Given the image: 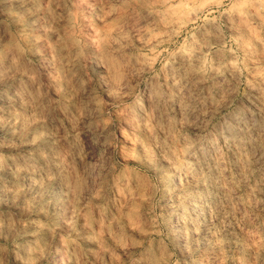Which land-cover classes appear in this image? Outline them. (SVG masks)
I'll return each instance as SVG.
<instances>
[{
  "label": "clouds",
  "instance_id": "obj_1",
  "mask_svg": "<svg viewBox=\"0 0 264 264\" xmlns=\"http://www.w3.org/2000/svg\"><path fill=\"white\" fill-rule=\"evenodd\" d=\"M0 264H264V0H0Z\"/></svg>",
  "mask_w": 264,
  "mask_h": 264
}]
</instances>
